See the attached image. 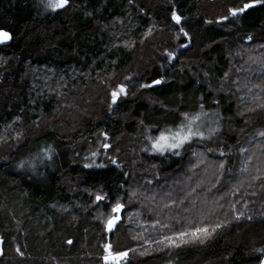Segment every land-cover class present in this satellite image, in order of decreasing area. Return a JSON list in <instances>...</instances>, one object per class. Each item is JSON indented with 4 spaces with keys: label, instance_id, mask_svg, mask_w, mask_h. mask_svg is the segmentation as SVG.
I'll return each instance as SVG.
<instances>
[{
    "label": "trees",
    "instance_id": "1",
    "mask_svg": "<svg viewBox=\"0 0 264 264\" xmlns=\"http://www.w3.org/2000/svg\"><path fill=\"white\" fill-rule=\"evenodd\" d=\"M38 1L0 0V264H100L105 244L128 264H259L264 3L232 17L248 0H69L45 15ZM200 111L217 117L211 137L143 150ZM127 214L157 227L152 245ZM197 227L210 235L162 242Z\"/></svg>",
    "mask_w": 264,
    "mask_h": 264
},
{
    "label": "snow or ice",
    "instance_id": "2",
    "mask_svg": "<svg viewBox=\"0 0 264 264\" xmlns=\"http://www.w3.org/2000/svg\"><path fill=\"white\" fill-rule=\"evenodd\" d=\"M69 0H44V6L47 10H51L53 12L64 9L66 5L68 4ZM258 3H264V0H248V2H245L242 7H234L229 9V14L232 17H236L239 14L244 13L246 10L254 7ZM228 17L225 16L222 19H227ZM172 21L175 22V24L179 25L181 24L182 18L177 14L175 10L172 12L171 16ZM180 32L183 33L185 36L188 35L187 32L184 31V28H180ZM252 37L249 36L248 39H251ZM11 39V34L8 31H4L0 29V43H6ZM167 56L169 59L172 58V53H167ZM127 79V78H126ZM161 81L154 80L152 84H144L140 87L147 88L152 87L153 85L159 84ZM126 85L120 84L117 85L116 88H114L111 91V98L112 103L115 104L117 101V98L121 95L126 94ZM111 107V105H110ZM261 107H264V105H261ZM184 122L180 125L174 127V128H165L158 130L159 134L153 139L150 138L151 141V148L154 152L159 153L163 155L165 152H173L176 155H179V149H181L185 144L191 142L194 138L199 139H205L204 133L199 129L197 126V121L199 120V116H189L187 113L183 114ZM258 136L264 137V130L259 131L257 133ZM104 147H108L107 144L104 145ZM243 152L244 150L241 149ZM95 155V153H93ZM221 155H224V153H221ZM115 163V161H113ZM90 165H85V167H89ZM221 168H223V164L220 165ZM246 171V169H245ZM253 180L260 179V177H253ZM150 183V181H149ZM134 195V193H133ZM107 199L106 195L97 194L95 196V203L99 206L101 202H104ZM125 205L121 202L119 198L116 199L115 203H110V212L107 214L108 218L105 223V231L111 232L114 227L117 225V223L121 219V213L124 209ZM165 207H168V205H165ZM103 215V214H102ZM242 215V214H241ZM240 216H237L236 219H239ZM216 227H220V225H216ZM190 235L192 238H199L201 235L208 236L210 233L208 232L207 228L197 227L194 228L191 233L181 232L179 233V238L183 241V238L185 236ZM168 245L173 246H179L175 244V241L172 237H165L164 241ZM203 242V239L200 241ZM69 244H71V241H68ZM105 255L103 257V260L105 261V264H120V261L123 260L127 256V252L123 251H113L112 246L110 244L104 245ZM257 252L262 254V257H264V248L257 249ZM17 253L19 255H23L22 252H20L19 249H17ZM2 254V253H0ZM259 264H264V258H260Z\"/></svg>",
    "mask_w": 264,
    "mask_h": 264
},
{
    "label": "rangeland",
    "instance_id": "3",
    "mask_svg": "<svg viewBox=\"0 0 264 264\" xmlns=\"http://www.w3.org/2000/svg\"><path fill=\"white\" fill-rule=\"evenodd\" d=\"M37 9L38 11L41 13V14H47L49 12H51V10H47L44 6V0H39L38 3H37ZM244 97L246 98H251L250 96H245ZM191 116H199V120L197 121V126L199 127V129L204 133V136L206 137L207 136V133L209 137H211V135L213 134L212 132H209L211 129L215 128L216 127V124H217V117L215 114H213V112H209V111H200V112H197L196 114L194 115H191ZM184 122V121H183ZM182 122V123H183ZM181 124V123H180ZM179 124V125H180ZM174 128V127H173ZM212 131V130H211ZM159 134V133H158ZM158 134L154 135V136H146L144 137V145H143V150L148 153V154H152V155H157V156H163V155H166L167 153H172V152H165L163 155L159 154V153H156L152 150L151 148V141H150V138H155ZM208 137V138H209ZM207 138V139H208ZM194 139H198V138H194ZM180 150V149H179ZM122 214V213H121ZM128 215V214H127ZM108 216V215H106ZM122 216V215H121ZM106 219V217H104ZM107 220V219H106ZM130 221H134L135 224H138L140 225V227H144L143 228V236H144V239H145V242L146 243H149V244H153V238H155L157 236V227L151 225V226H147L146 224H141L140 222V216H133L132 214H130V216L128 215V218H127V222L129 223ZM106 223V221H105ZM203 236V235H201ZM200 236V237H201ZM186 238H188V240H191V239H195V238H192L191 236H187L185 238H183L184 240H186ZM173 240L175 241V244H178V243H181L182 240L178 237L176 238H173ZM166 243V242H165ZM168 245V244H167ZM164 246V245H163ZM171 246V245H170ZM104 255L106 254L105 253V250H104ZM56 264H64L62 262H57ZM100 264H105V261L102 260V262ZM120 264H128L127 263V256L120 261Z\"/></svg>",
    "mask_w": 264,
    "mask_h": 264
},
{
    "label": "water",
    "instance_id": "4",
    "mask_svg": "<svg viewBox=\"0 0 264 264\" xmlns=\"http://www.w3.org/2000/svg\"><path fill=\"white\" fill-rule=\"evenodd\" d=\"M0 29H2V30H4V31H8V30H6V29H4V28H0ZM9 32V31H8ZM10 33V32H9ZM11 34V33H10ZM11 39H12V34H11ZM11 39L9 40V41H7L6 43H0V45H7L8 43H10V41H11ZM2 243H3V240H2V238H0V253H2ZM0 256H1V254H0ZM264 258V257H263Z\"/></svg>",
    "mask_w": 264,
    "mask_h": 264
}]
</instances>
